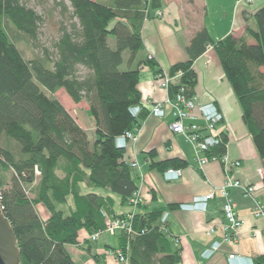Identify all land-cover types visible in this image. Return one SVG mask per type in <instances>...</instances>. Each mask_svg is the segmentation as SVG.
I'll return each mask as SVG.
<instances>
[{
    "label": "trees",
    "instance_id": "obj_1",
    "mask_svg": "<svg viewBox=\"0 0 264 264\" xmlns=\"http://www.w3.org/2000/svg\"><path fill=\"white\" fill-rule=\"evenodd\" d=\"M52 1L61 15L52 47L42 46L27 59L18 42L40 48L44 17L25 0H0V200L17 236L19 264H78L68 247L79 243L81 231L88 234L85 243H94L89 236L105 230L108 216L130 215L114 210L112 195L126 204L139 189L135 169L125 161L126 148L118 147L116 139L139 129L145 115L143 109L138 116L131 112L136 105L142 108L141 65L156 75L164 72L153 57L131 68L144 50L143 23L161 0ZM244 18L247 23L253 18L255 26L247 25L243 36L214 41L205 28L194 35L189 59L170 69L171 77L180 78L171 83L169 94L174 99L184 89L187 98L195 95L194 62L212 45L264 160V5ZM126 52L128 69H122ZM44 89L51 94L63 89L73 102L87 103L95 123L93 143L62 102ZM221 135L214 155L227 153L229 135ZM186 164L174 158L154 166L165 171ZM83 184L93 191L83 193ZM100 189L108 194L97 193ZM40 204L50 214L46 220ZM163 213L161 208L136 213L133 232L120 233L119 249L128 264H182L181 248L173 247L163 229ZM253 262L264 264V254Z\"/></svg>",
    "mask_w": 264,
    "mask_h": 264
},
{
    "label": "crops",
    "instance_id": "obj_2",
    "mask_svg": "<svg viewBox=\"0 0 264 264\" xmlns=\"http://www.w3.org/2000/svg\"><path fill=\"white\" fill-rule=\"evenodd\" d=\"M104 1L107 4L112 2ZM211 1L161 0V6L152 13L153 17L143 23L144 50L137 55L131 68H137L152 55L159 67L169 73L174 64L189 59L187 48L198 31L207 29L214 41H219L229 34L243 36L247 25L255 26L253 18L248 23L245 21V13L253 16L258 8L264 5V0L257 3L224 0L225 3L221 4ZM159 11L162 12L161 17H157ZM128 59L129 55L125 61ZM141 67L143 68L138 88L142 95V109L145 115L141 119L136 139L130 141L126 148L125 161L135 165L133 167L137 174L138 191L143 202L134 207L130 203L123 204L120 197L117 200L112 195L115 200V212L127 215L147 213L159 208L164 212L168 211L167 229L173 240V247L181 248L182 264H250L255 257L264 254V239L261 236L264 230V215L256 216L254 213L256 203H260L264 209V160L243 121L241 105L213 46H208L194 62L198 75L195 96L199 103H217L223 112L225 119L218 131L229 135L227 158L231 162H241V166L231 170L230 174L243 184L254 187L255 191L252 195H246L243 189H229V195L236 203L237 213L244 220L240 240L237 244L222 242L220 250L210 259L202 256L203 251L214 240L222 241L223 236L220 224L225 221L222 210L224 198L218 189L225 185L227 179L225 166L219 161H211L203 167L198 164L194 145L185 135L171 130L175 117L174 100L169 91L161 86L153 69L144 63ZM179 78L180 75L173 77L172 83L177 84ZM168 100L171 104L167 103ZM157 103L165 106V116L156 117L151 114L152 107ZM77 121L86 129L79 120ZM90 122V130L93 132V118ZM198 123L203 124L200 120ZM174 158H179L187 164L181 168L183 176L180 179L167 181L163 175L164 170L154 165ZM212 190H215V197L207 212L178 209L180 203L191 201L194 197L205 195ZM96 192L103 194L99 190ZM40 210L41 218L48 219L50 215L47 210L43 206ZM209 226L218 227V232L213 237H208L205 233ZM120 235L117 233L116 236H110L103 233L94 243H85L88 234L81 231L79 243L68 248L71 254L73 249L86 252L85 264H97L92 258L93 255H99L107 264H119L113 253L120 248ZM113 238L116 239V244H113ZM231 256H234L233 263L230 261Z\"/></svg>",
    "mask_w": 264,
    "mask_h": 264
},
{
    "label": "built area",
    "instance_id": "obj_3",
    "mask_svg": "<svg viewBox=\"0 0 264 264\" xmlns=\"http://www.w3.org/2000/svg\"><path fill=\"white\" fill-rule=\"evenodd\" d=\"M248 3H257L261 0H246ZM157 16H162V12L159 11ZM153 56L149 55L151 59ZM161 86L169 91V86L172 83V78L169 73L165 71L156 75ZM184 89H181L180 93L174 98V122L171 125V130L177 134H183L195 147L196 161L203 167L211 161H219L225 166L227 179L225 185L218 189L220 195L224 198V204L222 207L225 221L220 224L223 230L222 241L214 240L209 247H207L202 256L205 259L212 258L221 248L222 242L239 243L241 229L244 225V220L237 213L236 203L229 195V189L240 188L243 189L246 195H252L255 191L254 187L243 184L240 180L236 179L230 174L231 170L241 166L240 161L231 162L227 158V153L224 155H214L212 150L221 145L222 133L218 131V127L224 122V114L215 102L199 103L197 97L194 95L191 98H187L184 95ZM167 103L171 104L170 100ZM141 106L136 105L131 108V112L134 116H138L141 112ZM151 114L156 117H163L166 115L165 106L162 103H157L152 107ZM202 121L200 125L198 121ZM186 121H189L187 124ZM134 129L126 131L123 135L117 137L116 143L118 147L127 148L130 141H133L137 137V131ZM135 166V165H133ZM164 178L167 181H175L183 176V170L181 168L168 167L163 172ZM215 197V190L211 192L194 197L191 201L183 202L178 205V209L188 212H207L210 202ZM143 202V199L137 191L130 199L129 203L134 207L139 206ZM254 213L256 216L264 215L263 206L260 203H256ZM134 214H130L127 217H107L106 228L104 231H98L89 236L91 241H97L99 237L106 232L112 234L118 233V231H125L132 233V219ZM169 212L166 211L161 217V223L166 225L168 223ZM168 231L166 227L163 228ZM218 232V227L209 226L205 233L208 237H213ZM255 235H257L255 233ZM264 239V230L261 233ZM116 257L121 264H128L127 258L123 254L122 250L116 251ZM231 263L234 261V256L230 257ZM251 260L250 264H253Z\"/></svg>",
    "mask_w": 264,
    "mask_h": 264
},
{
    "label": "rangeland",
    "instance_id": "obj_4",
    "mask_svg": "<svg viewBox=\"0 0 264 264\" xmlns=\"http://www.w3.org/2000/svg\"><path fill=\"white\" fill-rule=\"evenodd\" d=\"M25 1L27 2V4L29 6L35 8L44 17V24L41 28V34H40V48H38V49L33 48L31 45L26 43L24 40H21L18 42V46H19L20 50H22V52L24 53L25 57L27 59H31L34 57V55L36 53L41 52L42 46L52 47L53 41L57 35V30L59 27L58 22L61 20V15H60V9L57 8V6L55 5V3L52 0H25ZM100 2L104 3L105 1L100 0ZM221 2L225 3L224 0H221V1L212 0L211 1V3H217V4L218 3L221 4ZM157 17H161V16H157ZM113 24H114V22L111 23V26ZM109 41H110L111 46L113 48H115L114 38L110 37ZM124 55L126 58L127 55H129V52H126ZM122 69H128V60L125 61V63L122 66ZM44 90L47 92L48 95L58 98L62 102V104L66 107V109L77 120H79L81 124H83L85 126L86 130H88L87 133L89 135V139L93 143L96 140V134H95V130L93 132L90 130L89 124H91L90 121L93 117L91 116V114L89 112V108H88L87 103L86 102H81V103L73 102V100L68 96V94L63 89L57 91L55 94H51L46 89H44ZM3 176H5L4 179L6 178V182L8 183V181H9L8 177L10 176V173L8 176V173L6 172L5 175H3ZM82 188H83V193L93 191L92 189L86 187V185H83ZM96 191H98V190H96ZM99 191H101L103 194H108V192L105 190L100 189ZM30 196H32V195L30 194ZM114 196L116 197L117 200L119 199L118 195H114ZM70 202H72V199H70ZM41 206H43V205L40 204L37 206L38 211L41 209ZM47 213L49 214L48 211H47ZM113 218H116V217H113ZM118 233L120 234V231H118ZM106 235L116 236L117 233L112 234L111 232H106ZM112 241H113V244H116L115 238H113ZM118 250L119 249L114 250L113 254L115 255V257H116V251L118 252ZM72 254H73V257L75 258V260H77L78 264H85L86 263L87 254L83 250L73 249ZM92 258L94 259V257H92ZM116 259H117V257H116ZM94 261H95V259H94Z\"/></svg>",
    "mask_w": 264,
    "mask_h": 264
},
{
    "label": "water",
    "instance_id": "obj_5",
    "mask_svg": "<svg viewBox=\"0 0 264 264\" xmlns=\"http://www.w3.org/2000/svg\"><path fill=\"white\" fill-rule=\"evenodd\" d=\"M40 172V168H38ZM20 248L15 231L5 216L0 200V264H19Z\"/></svg>",
    "mask_w": 264,
    "mask_h": 264
}]
</instances>
